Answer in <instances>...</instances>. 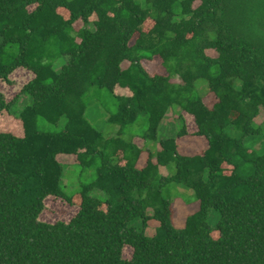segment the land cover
<instances>
[{
	"label": "trees",
	"instance_id": "obj_1",
	"mask_svg": "<svg viewBox=\"0 0 264 264\" xmlns=\"http://www.w3.org/2000/svg\"><path fill=\"white\" fill-rule=\"evenodd\" d=\"M155 58L164 72L145 69ZM18 69L33 75L23 108L0 92L22 134L0 131V264H264V0H0V81ZM91 87L117 102L114 138L86 120ZM172 108L193 117L200 155L179 153L184 126L159 137ZM140 115L143 148L124 138ZM61 155L94 180L66 193ZM170 183L195 203L165 197ZM48 198L76 216L40 221Z\"/></svg>",
	"mask_w": 264,
	"mask_h": 264
},
{
	"label": "rangeland",
	"instance_id": "obj_2",
	"mask_svg": "<svg viewBox=\"0 0 264 264\" xmlns=\"http://www.w3.org/2000/svg\"><path fill=\"white\" fill-rule=\"evenodd\" d=\"M29 10H33L32 7L29 8ZM92 20H94V18H92ZM81 26V22L75 24L76 29H79ZM150 26L151 23L148 22L143 28L148 29ZM208 54L211 56L215 55L212 51L208 52ZM143 65L145 69L152 74L163 71L158 58H155L153 62H143ZM127 66L128 63L122 64L123 69L127 68ZM32 78L33 75L31 72L24 69H18L9 76L8 79L10 83L0 81V92L4 95L7 103L12 102L17 96H20L13 110L19 111L23 108V105L26 104L27 100L20 95V92L23 86ZM198 87L199 94L203 98L204 103L211 108L216 103V100L208 93L206 82L202 80L198 81V86L195 90L198 91ZM116 94H118V96H129L127 91L118 88H116ZM84 102L86 105L85 117L88 123L100 132L105 139L116 137L119 127L110 123L108 120V118L111 115L116 114L118 110L117 102L111 93L106 89L91 87L85 95ZM15 120L20 121L11 115L9 117L7 114L3 113L0 117V131L22 137L20 126ZM65 122V118H62L58 124H50L39 118L37 126L38 130L41 132L59 134L64 130ZM259 122H261V119L257 120V123ZM183 126L185 127L187 134L184 137L177 139L179 153L185 156L200 155L206 148L205 140L195 136L197 127L194 123L193 117L180 111L178 108H172L167 113L159 130V137H174ZM147 128V116L140 115L137 122L125 131L124 138L131 139V137H134L135 135L134 142L138 147L143 148L145 145L142 141V135L146 132ZM144 158L145 157H142L141 160L142 166L143 163H145ZM59 161L63 165L66 164L64 166L63 184L66 193L69 195L76 192L80 184H89L94 180V174L92 171H87V173L84 174L80 173V168L77 165L75 156L67 157L61 155ZM226 170L229 169L226 168ZM162 172L165 176L169 173L168 170L164 168L162 169ZM164 196L172 199L174 203L179 200L183 202L185 206L193 205L195 203L193 191L187 189L183 185H177L174 183L168 184L164 189ZM77 212L78 209L76 207L69 206L62 200L48 198L45 201V210L40 216V221L48 224H54L56 222L68 223L76 216ZM153 233L154 225H150L147 229V234L153 235ZM131 253L132 251L129 248H125L123 251V258L125 260H130Z\"/></svg>",
	"mask_w": 264,
	"mask_h": 264
}]
</instances>
